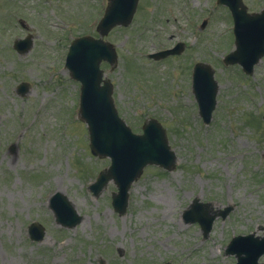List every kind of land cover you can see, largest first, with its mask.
I'll use <instances>...</instances> for the list:
<instances>
[{"label": "rangeland", "instance_id": "1", "mask_svg": "<svg viewBox=\"0 0 264 264\" xmlns=\"http://www.w3.org/2000/svg\"><path fill=\"white\" fill-rule=\"evenodd\" d=\"M243 2L249 11L264 7ZM103 9L101 0H0V264H234L224 252L230 238L264 234V56L251 75L223 63L234 48L233 23L216 0H138L131 22L104 36L117 63L100 66L119 116L136 133L144 120L159 121L176 155L172 170L143 168L119 215L112 181L97 196L88 189L110 160L90 152L80 84L64 67L75 36H97L89 20ZM27 34L31 46L19 54L13 42ZM177 42L179 54L147 56ZM199 61L218 82L207 124L191 90ZM20 82L28 83L22 95ZM56 191L80 217L73 226L55 221ZM195 198L210 203L209 215L230 207L206 236L183 217ZM32 221L44 227L40 241L29 238Z\"/></svg>", "mask_w": 264, "mask_h": 264}, {"label": "water", "instance_id": "2", "mask_svg": "<svg viewBox=\"0 0 264 264\" xmlns=\"http://www.w3.org/2000/svg\"><path fill=\"white\" fill-rule=\"evenodd\" d=\"M136 1L111 0L97 26L99 33L105 35L117 24L127 25L135 11ZM218 1L229 7L234 20L235 49L224 57V62L239 63L250 74L253 65L264 55V7L259 12L249 13L242 0ZM29 46L28 39L14 42V47L20 53L26 52ZM181 49L182 44H179L173 49L149 56L159 58L180 52ZM102 60L109 61L111 67L115 65L116 54L112 45L101 38L83 36L71 42L65 66L71 77L81 83L79 118L87 123L90 150L94 155L109 156L111 160L110 165L99 172L90 189L93 194H98L112 179L118 188V192L112 194V204L116 211L123 214L128 188L140 175L142 168L150 163L171 170L175 166L176 156L168 145L165 130L157 120H146L142 125L143 133L135 134L118 116L111 97L112 84L108 78L102 77L103 71L99 68ZM217 86L210 66L196 63L193 68L192 92L205 123L209 122L216 104ZM18 87L21 93L26 90L25 83ZM51 207L57 215L56 220L64 225L73 226L80 220L60 192L51 197ZM202 207H207V204L198 203L194 199L185 215L187 220L197 221L204 235H207L214 218L218 214L225 217L230 208L206 215L201 211ZM28 231L32 239L40 240L44 235V229L38 222L31 223ZM226 252L236 254V264H260L258 258L264 253V236H255L253 233L234 236Z\"/></svg>", "mask_w": 264, "mask_h": 264}, {"label": "flooded vegetation", "instance_id": "3", "mask_svg": "<svg viewBox=\"0 0 264 264\" xmlns=\"http://www.w3.org/2000/svg\"><path fill=\"white\" fill-rule=\"evenodd\" d=\"M106 1H108V0H106ZM107 4H108V2H107Z\"/></svg>", "mask_w": 264, "mask_h": 264}]
</instances>
